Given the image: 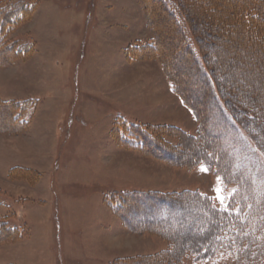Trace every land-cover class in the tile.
I'll list each match as a JSON object with an SVG mask.
<instances>
[{
	"label": "rangeland",
	"instance_id": "obj_1",
	"mask_svg": "<svg viewBox=\"0 0 264 264\" xmlns=\"http://www.w3.org/2000/svg\"><path fill=\"white\" fill-rule=\"evenodd\" d=\"M176 1L182 6V0ZM227 1L221 16L217 8V14L210 13L212 7L197 9L198 27L206 32L196 35L212 45L206 53L217 59L216 67L227 80L254 99L257 93L264 96V0H255V11L247 8L253 13L250 26L258 28V36L248 35L250 40L230 26L241 2ZM21 2L33 7L12 18L13 27L4 39L10 48L0 47V229L6 224L4 228L16 230L0 240V264L175 261L199 245L200 239L194 240L204 230L199 211L179 221L184 228L195 221L196 228L176 233L170 242L161 234L132 231L108 202L117 193L132 192L179 198L200 191L215 196L217 176L190 166L186 159L199 152L201 143L192 138L202 139L201 127L174 92L172 81L197 102L205 84L193 64L165 56L169 50L187 58L185 49L171 48L175 36L181 39L176 25L150 0H0V9ZM157 14L165 20L154 21ZM190 22L194 25L192 16ZM16 103L26 108L28 124L22 130L13 121V115L22 113L14 108ZM120 118L151 128L158 144L188 165L121 144L115 132ZM210 120V133L225 131L223 136L211 135V140L220 142L228 153L227 165L239 173L238 152L229 148L231 140L238 139L222 121ZM260 137L255 144L264 165ZM232 190L226 189V195ZM187 203L193 204L191 211L197 207L193 200ZM181 264L237 262L225 252L206 263L188 254Z\"/></svg>",
	"mask_w": 264,
	"mask_h": 264
},
{
	"label": "trees",
	"instance_id": "obj_2",
	"mask_svg": "<svg viewBox=\"0 0 264 264\" xmlns=\"http://www.w3.org/2000/svg\"><path fill=\"white\" fill-rule=\"evenodd\" d=\"M150 1L155 2L156 5L158 3L166 11L167 16L165 17L169 21L174 22L177 32L181 36V39L175 36V43L171 46L172 50H186L185 55L187 58L180 53L173 54L169 50L166 52V58L172 60L177 57L179 60L184 59V63L193 64L196 73H199L202 77L201 82L205 84V89L198 91L200 100L197 102L196 100H190L187 94L182 91L181 85L178 86L172 81L174 92L179 95L184 105L192 110L201 127L200 134L202 139L193 137L192 139L194 140L192 141L201 143V145L197 146L199 152L200 149L202 152L193 153V157L189 156L190 158L187 157L186 159H189V165L194 168H199L203 165L209 167L210 171L216 176L220 174L225 177L226 189H237L234 203L239 210V214L237 215L233 212L229 215L219 211V206L216 202V207L213 208L211 205L214 201L210 199L212 197L204 195L200 191L182 193L181 196H184V198H181V196L177 198L175 195L170 194L145 192L117 193L108 204L115 214L120 215L132 231L138 233L150 231L161 234L169 239L170 242L176 240V233H186L196 228L197 222H188L184 228L180 224V220L184 221L189 216L194 218L198 211L201 213L199 219L204 230L196 234L194 239H200L199 245L190 247L175 261L171 258L167 264H170V261H172L171 264H181L188 254L193 255L196 262L205 263L216 260L219 255L225 252L235 257L237 264H264V165L261 156L259 157V147L255 144L256 136L258 138H261L260 136L264 137V101L262 100L264 96L257 93L254 99V97L244 93L242 88L233 84L232 80H227L225 73H222L216 67L217 59L206 53L207 49L211 48L212 45H209L202 37L196 35V31L206 32L204 28L200 29L198 27L195 18L199 13L197 9L212 7L210 13H216L217 9H219L218 13L221 16L222 12L229 7L226 3L230 1L182 0V6L184 5L185 8L180 6L176 0ZM239 1L241 5L235 10L230 26L241 33L242 39L245 40L247 38V40H250L248 35L258 36V28L253 26L255 30L252 29L249 17L253 14L251 11L259 9V5H256L255 0ZM152 2H150L149 9H151L152 13H155L157 9L151 4ZM28 4V2H21L18 5L11 4L6 8L0 9V47L3 46V49L10 48L4 46V39L8 35L10 28L13 27L12 18H19L23 15V12L32 9L33 6L30 4V7ZM195 5H200L201 7L197 6L196 8ZM231 8L235 9L234 7ZM247 8H250L251 11ZM191 16L194 25L190 22ZM254 16L255 18L259 17L257 14H254ZM159 18L165 20L163 14H157L154 16V21L158 22ZM218 28L215 25L214 31H218ZM168 34L169 32L166 35L167 38L171 39L172 36ZM133 48L140 49L139 46ZM182 86L185 87V83ZM13 106L16 110H22V113L18 112L19 114L13 115V121L18 124L17 128L22 130L28 124L26 115H23L26 108L24 104L20 103H16ZM212 111H215V113L213 114ZM256 113L258 116L255 115ZM210 119L222 121L224 126L232 130V136H236L238 139L237 141L231 140L229 148L238 152L235 163L241 165L238 170L239 173L233 171L227 165L226 157L228 153L222 149L220 142L211 140V135L223 136L225 131L222 132L219 128L218 132L210 133L208 128L213 125ZM118 125L120 128H117L115 132L121 144L132 149H139L171 159V163L176 165H183L185 162L184 159L173 155L175 153L165 144L159 145L151 128L141 124H130L124 119L118 120ZM172 129L177 130L181 134H186L180 128ZM251 130L254 131L252 132ZM9 131H12V129ZM243 164H247V166L244 167L242 166ZM188 200H193L197 204V207H194V211L189 210V208L193 207V204L187 203ZM135 202L138 203L135 204ZM177 209L180 212L174 217L171 216V212ZM140 216L143 217V220L140 219ZM135 220L137 221L135 222ZM169 225H172L170 229L167 228ZM5 226L7 225L3 224L0 229V240H5L8 235L16 233L15 229H7L4 228ZM172 245L175 246L174 243ZM154 264L163 263L156 259Z\"/></svg>",
	"mask_w": 264,
	"mask_h": 264
},
{
	"label": "snow or ice",
	"instance_id": "obj_3",
	"mask_svg": "<svg viewBox=\"0 0 264 264\" xmlns=\"http://www.w3.org/2000/svg\"><path fill=\"white\" fill-rule=\"evenodd\" d=\"M201 171L204 173H208L210 171V168L202 165ZM226 188H227V183L225 177H223L220 174H217V183L212 189V191L215 193V196L210 198L214 201V203L211 206L215 208L216 207L215 202H218L219 211L228 213L229 215L235 212L238 215L239 210L235 207V203H234V197L237 189H233L232 192L226 195Z\"/></svg>",
	"mask_w": 264,
	"mask_h": 264
},
{
	"label": "crops",
	"instance_id": "obj_4",
	"mask_svg": "<svg viewBox=\"0 0 264 264\" xmlns=\"http://www.w3.org/2000/svg\"><path fill=\"white\" fill-rule=\"evenodd\" d=\"M38 148V146H34V149L36 150ZM30 153V152H29ZM6 154V153H5ZM31 154V153H30ZM1 159L3 158V157H0ZM3 160V159H2ZM31 160V159H30ZM30 160H28V161H30ZM41 160V159H40ZM27 161V162H28ZM41 163H43V162H45V159H42L41 161H40ZM40 162H38L39 164H40ZM20 164H22V165H28V163L27 164H25V162L23 163V162H19ZM39 166V165H38ZM39 168V167H38Z\"/></svg>",
	"mask_w": 264,
	"mask_h": 264
}]
</instances>
